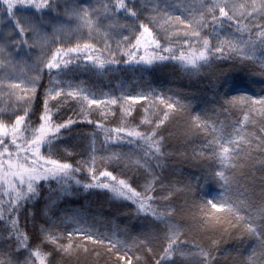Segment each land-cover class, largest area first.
<instances>
[{"label": "snow or ice", "instance_id": "snow-or-ice-1", "mask_svg": "<svg viewBox=\"0 0 264 264\" xmlns=\"http://www.w3.org/2000/svg\"><path fill=\"white\" fill-rule=\"evenodd\" d=\"M0 264H264V0H0Z\"/></svg>", "mask_w": 264, "mask_h": 264}, {"label": "trees", "instance_id": "trees-1", "mask_svg": "<svg viewBox=\"0 0 264 264\" xmlns=\"http://www.w3.org/2000/svg\"><path fill=\"white\" fill-rule=\"evenodd\" d=\"M125 75L129 81H131V74H121ZM233 76L238 84L239 87L241 88H247L249 87L247 81L249 79H255L259 81L258 76H246L244 73L236 71L233 73ZM84 79H91L89 76H83ZM145 79L149 80L151 85L153 87H158V88H163L167 90L168 88H173V89H178L186 93L189 97V100L197 104L198 106H202L200 104V101L202 98H205L206 96V89L205 85L207 84V79L204 77H187L185 76L181 71L176 70L173 67H168L163 70L157 71L152 74L151 77H146ZM118 82V77H112V86H115V83ZM100 85H107V79L100 80L98 82ZM147 86V85H145ZM259 83H257L254 86H251L250 90L251 91H258L259 87H261ZM185 172H194L193 169L191 168H185ZM210 191H215V186L210 185L209 186ZM88 204H90L91 209L95 211L97 208L100 207V205L103 203V198L102 197H95V196H89L87 197ZM85 203V199L82 197L78 201H76V204H83ZM106 207V205H105ZM121 219H124L121 217ZM125 222H127L125 220ZM99 226V225H98ZM29 229H31V224L28 225Z\"/></svg>", "mask_w": 264, "mask_h": 264}]
</instances>
